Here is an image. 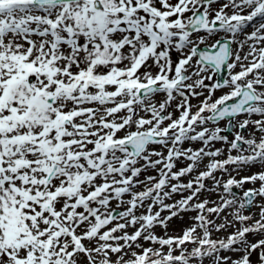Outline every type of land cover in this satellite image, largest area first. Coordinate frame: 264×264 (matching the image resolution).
Listing matches in <instances>:
<instances>
[{
  "label": "snow or ice",
  "instance_id": "1",
  "mask_svg": "<svg viewBox=\"0 0 264 264\" xmlns=\"http://www.w3.org/2000/svg\"><path fill=\"white\" fill-rule=\"evenodd\" d=\"M0 264H264V0H0Z\"/></svg>",
  "mask_w": 264,
  "mask_h": 264
},
{
  "label": "rangeland",
  "instance_id": "2",
  "mask_svg": "<svg viewBox=\"0 0 264 264\" xmlns=\"http://www.w3.org/2000/svg\"><path fill=\"white\" fill-rule=\"evenodd\" d=\"M193 103H195V101H193ZM258 169H256V168H253V169H251L250 171H257ZM249 173V172H248ZM242 174H246V173H242ZM250 174V173H249ZM250 186V185H249Z\"/></svg>",
  "mask_w": 264,
  "mask_h": 264
},
{
  "label": "bare ground",
  "instance_id": "3",
  "mask_svg": "<svg viewBox=\"0 0 264 264\" xmlns=\"http://www.w3.org/2000/svg\"><path fill=\"white\" fill-rule=\"evenodd\" d=\"M219 94V93H218ZM246 174H249L248 172H246Z\"/></svg>",
  "mask_w": 264,
  "mask_h": 264
}]
</instances>
